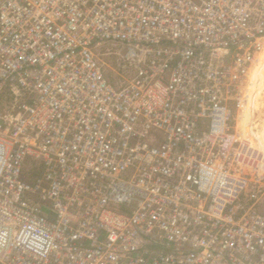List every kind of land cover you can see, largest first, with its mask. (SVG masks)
Masks as SVG:
<instances>
[{"label": "built area", "instance_id": "1", "mask_svg": "<svg viewBox=\"0 0 264 264\" xmlns=\"http://www.w3.org/2000/svg\"><path fill=\"white\" fill-rule=\"evenodd\" d=\"M260 31L264 0H0V264H264Z\"/></svg>", "mask_w": 264, "mask_h": 264}, {"label": "rangeland", "instance_id": "2", "mask_svg": "<svg viewBox=\"0 0 264 264\" xmlns=\"http://www.w3.org/2000/svg\"><path fill=\"white\" fill-rule=\"evenodd\" d=\"M188 1L193 3L196 0ZM263 34L264 32L260 31L258 36L261 37ZM257 48L253 47V50ZM217 49L222 52L224 58L222 65L225 69L234 64L236 56L230 47L217 46ZM261 49L260 47L259 55L252 62L253 65L251 64L252 68L254 67L252 69L254 73L249 77L248 84L245 83L243 86L242 105L232 109L236 118L235 124L232 122V126L234 125L239 133V147L243 144L249 145L248 151L239 156V168L243 167L244 170L247 168L246 172L248 171L249 176L264 174V50L262 52ZM204 51L203 45L197 46L194 53L192 52V56L201 55ZM241 131L246 133V139Z\"/></svg>", "mask_w": 264, "mask_h": 264}, {"label": "bare ground", "instance_id": "3", "mask_svg": "<svg viewBox=\"0 0 264 264\" xmlns=\"http://www.w3.org/2000/svg\"><path fill=\"white\" fill-rule=\"evenodd\" d=\"M253 62V61H252ZM248 72H249V70H248ZM249 74V73H248ZM237 131V130H236ZM242 132V135H243V137L246 139V137H245V132H243V131H241ZM250 132V131H249ZM248 134V133H247ZM248 135H250V134H248Z\"/></svg>", "mask_w": 264, "mask_h": 264}]
</instances>
